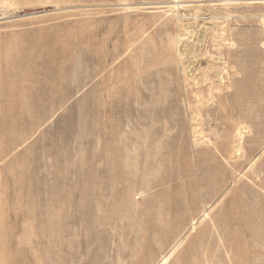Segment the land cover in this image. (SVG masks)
Returning a JSON list of instances; mask_svg holds the SVG:
<instances>
[{
  "label": "rangeland",
  "instance_id": "rangeland-1",
  "mask_svg": "<svg viewBox=\"0 0 264 264\" xmlns=\"http://www.w3.org/2000/svg\"><path fill=\"white\" fill-rule=\"evenodd\" d=\"M169 255L264 264V0H0V264Z\"/></svg>",
  "mask_w": 264,
  "mask_h": 264
},
{
  "label": "bare ground",
  "instance_id": "bare-ground-1",
  "mask_svg": "<svg viewBox=\"0 0 264 264\" xmlns=\"http://www.w3.org/2000/svg\"><path fill=\"white\" fill-rule=\"evenodd\" d=\"M237 151H238V150H237ZM232 158H233V157H232ZM213 225H214V224H213ZM213 227H214V226H213ZM216 229H217V228H216ZM171 248H172V247H171ZM169 258H170V255L167 256V257H165V258H163L161 264H165Z\"/></svg>",
  "mask_w": 264,
  "mask_h": 264
}]
</instances>
